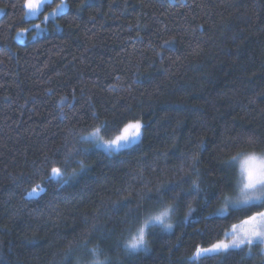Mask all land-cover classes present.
Listing matches in <instances>:
<instances>
[{
	"label": "trees",
	"instance_id": "trees-1",
	"mask_svg": "<svg viewBox=\"0 0 264 264\" xmlns=\"http://www.w3.org/2000/svg\"><path fill=\"white\" fill-rule=\"evenodd\" d=\"M12 2L16 9L0 0V264H88L96 259L181 264L195 244L223 238L232 224L264 208L233 214L203 240L190 228L177 242L160 225L150 226L149 250L130 254L126 241L144 219L172 202L170 193L159 202L155 197L140 201L139 207L135 197L116 212L111 206L121 200L117 189L125 181L136 189L147 181L155 189L161 182L186 180L180 165L198 151L201 139L206 142L197 165L201 186L217 199L199 214L232 196L238 161L232 168L224 161L238 151H264V143H244L247 134L264 140V0H87L89 6L79 13L80 0H66L68 8L54 22L45 21L43 13L56 0L33 18L24 16L23 0ZM20 28L29 29L23 41L15 37ZM112 84H118L117 91L109 90ZM73 92L77 109L84 111L75 117L68 112L61 120L57 105L67 112ZM89 98L101 119L107 113L111 120L105 138L118 134L127 120L141 118L143 143L111 159L93 153L91 170L58 195L53 184L42 198L22 199L23 189L43 180V173L34 174L33 161L61 148L65 137L71 147L69 129L78 134L95 126L86 118ZM237 136L240 143L233 147L229 141ZM145 154L141 178L134 173ZM186 210L185 205L171 222L175 225ZM93 224L100 231H91ZM258 251L253 249L249 259L232 254L203 264H264Z\"/></svg>",
	"mask_w": 264,
	"mask_h": 264
},
{
	"label": "snow or ice",
	"instance_id": "snow-or-ice-1",
	"mask_svg": "<svg viewBox=\"0 0 264 264\" xmlns=\"http://www.w3.org/2000/svg\"><path fill=\"white\" fill-rule=\"evenodd\" d=\"M48 3V0H23L21 10H25L24 16H34L43 5ZM11 4L13 9L17 8V4L12 0H7L5 7ZM89 6L87 0H80V6L77 12L83 11L84 7ZM68 5L65 0H61L56 8L50 14L55 18L62 14ZM3 11V9H0ZM62 18V16H61ZM23 19V18H22ZM45 21L49 20V16L45 15ZM74 19H78L74 17ZM13 25L8 24L11 28ZM56 27H59L57 24ZM35 29H40V24L34 25ZM29 31L28 28H20L17 35H23ZM35 35V32H33ZM15 39V37H13ZM169 41H165L167 45ZM163 47V45L161 46ZM162 55V53H158ZM119 81V77L116 78ZM134 84L139 83L138 80L133 81ZM109 90L115 92L118 90V84L109 85ZM52 89H48L49 94H52ZM62 100H67L66 96L61 97ZM74 103L67 105V112L64 106L57 105L61 120L67 119L68 112H72L73 116H77L84 111L83 106L77 109L75 101L77 100L75 92L72 94ZM128 111V109H126ZM86 118L93 121L95 126L90 131H82L77 134L75 129H69V137H72L74 143L69 147L70 140L65 137L61 148L55 150H46L43 153V159L37 163L33 161V172L35 175L43 173V180L40 183H34L29 188L22 191V199L31 201L33 199L42 198L47 193L49 185H55L57 195L59 192L70 186L72 180L78 176L86 175L91 170L90 158L93 153L103 155L105 159H111L116 156L128 154L138 148L144 140V132L146 128L145 122L141 118H132L123 123L119 133L112 138L106 139L102 134L106 130H111V120L105 113V118L101 119V112L96 105L92 103L91 98L87 102ZM240 136L231 138L229 143L235 147L240 143ZM246 145L255 143H264L254 134H247V139L244 142ZM79 145L80 147H77ZM87 145V147H84ZM135 146V148H134ZM206 142L201 139L197 144L198 151L193 153L187 161L180 165V171L184 173L187 179H181L180 182L170 181L158 183L155 189L149 187V182L145 181L143 189H136L128 181L124 182V187L118 188L117 192L121 196V200L113 201L112 211H118L122 206L131 204L133 197L137 200V207L140 206V201L151 200L154 197L157 201H162L165 194L170 193L171 203L168 204V209L160 214H155L144 219L143 223L125 243V250L130 254H135L140 251L147 252L149 250L148 233L151 227L160 225L162 231H165L169 239L172 236L176 237L177 242L183 238V234L192 229L197 233L201 240L204 236L215 230L221 222L229 219L233 214L247 213L253 207H264V156L257 155L255 152L243 154L237 152L232 155L224 164L228 168H232L233 162L239 161V175L236 181L238 195L235 199L224 196L222 206L208 211L201 216L199 212L208 209L213 201L217 199L211 191L201 186V174L197 165L200 162V155L205 149ZM55 152L60 158H54L50 153ZM165 154L166 153H162ZM147 154L139 158L141 161L134 175L143 178L146 165ZM71 168V171H69ZM155 170V169H153ZM234 170V169H233ZM187 183V187L184 184ZM171 185V186H170ZM195 202L197 207H192ZM187 206V210L182 219H179L174 225L171 222L172 216L183 207ZM99 212V209H97ZM99 217H97L98 219ZM203 223V227H199ZM177 229L180 235H176ZM91 231H100L98 225L93 224ZM195 250L182 259L181 264H193L199 262L203 264L206 260L226 259L232 254H242V259H249L253 256V249L259 251L256 255L264 257V211H256L251 215H247L245 219L240 221V226L232 224L230 231H225L223 238H218L208 246L195 244ZM96 249H92V254L96 255Z\"/></svg>",
	"mask_w": 264,
	"mask_h": 264
},
{
	"label": "rangeland",
	"instance_id": "rangeland-1",
	"mask_svg": "<svg viewBox=\"0 0 264 264\" xmlns=\"http://www.w3.org/2000/svg\"><path fill=\"white\" fill-rule=\"evenodd\" d=\"M48 1H50V0H48ZM61 2V0H56V2L55 3H53L49 8H47L46 10H45V12L43 13V19H44V17H45V15H48L49 16V18H52L51 17V13H52V10L54 9V8H56V5L57 4H59ZM65 2H66V0H65ZM66 4H67V2H66ZM44 6V5H43ZM43 6L41 7V9L43 8ZM0 9H2L1 7H0ZM40 9V10H41ZM40 10L34 15V16H26L27 18H33V17H35V16H37L38 15V13L40 12ZM25 11H26V9H25ZM2 13V11H0V14ZM45 20V19H44ZM36 24H40V23H36ZM41 25V24H40ZM43 28L41 27L40 29H37V32H40L41 30H42ZM25 35H26V32L21 36V35H17V32H16V34H15V37H16V39L17 40H19V41H23L24 40V38H25ZM115 136V135H114ZM110 138H112V137H110ZM106 139H109V138H106ZM255 153H257V155H262V156H264V151L263 152H255ZM236 169L238 170V172H239V161L237 162V165H236ZM232 196L230 197V198H232V199H235L236 197H237V195H238V188H237V186H236V189H233V191H232ZM260 211H264V208L262 209V210H260ZM246 218V217H245ZM245 218H243V219H245ZM243 219H241V220H243ZM240 220V221H241ZM240 221H238V222H236V223H234V224H236V225H238V226H240ZM232 226V225H231ZM231 226H230V228L228 229V230H226V231H230L231 230ZM224 235V234H223ZM208 246V245H207ZM93 262L91 261V262H88V264H92Z\"/></svg>",
	"mask_w": 264,
	"mask_h": 264
},
{
	"label": "clouds",
	"instance_id": "clouds-1",
	"mask_svg": "<svg viewBox=\"0 0 264 264\" xmlns=\"http://www.w3.org/2000/svg\"><path fill=\"white\" fill-rule=\"evenodd\" d=\"M168 209V205H165L157 214H160ZM93 264H104V261L96 259L93 261Z\"/></svg>",
	"mask_w": 264,
	"mask_h": 264
}]
</instances>
